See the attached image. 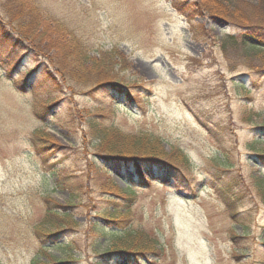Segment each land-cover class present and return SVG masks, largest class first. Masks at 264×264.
Returning a JSON list of instances; mask_svg holds the SVG:
<instances>
[{
	"label": "rangeland",
	"instance_id": "1",
	"mask_svg": "<svg viewBox=\"0 0 264 264\" xmlns=\"http://www.w3.org/2000/svg\"><path fill=\"white\" fill-rule=\"evenodd\" d=\"M259 4L0 0V33L7 27L0 34V264L65 260L40 238L65 226L74 264H128L102 258L110 244L97 236L115 232L102 217L125 194L127 228L153 242L138 264H264V51L244 39L264 34ZM208 6L232 16L214 18ZM19 30L26 49L10 42ZM78 45L93 58L121 54L114 70L133 89L132 101L89 93L95 77L73 65L83 54ZM36 60L56 72L53 60L72 78L56 72L59 90L31 72ZM101 123L159 153L165 163L148 185L107 165L92 135ZM39 139L56 147L39 151ZM69 204L74 223L55 216Z\"/></svg>",
	"mask_w": 264,
	"mask_h": 264
},
{
	"label": "trees",
	"instance_id": "2",
	"mask_svg": "<svg viewBox=\"0 0 264 264\" xmlns=\"http://www.w3.org/2000/svg\"><path fill=\"white\" fill-rule=\"evenodd\" d=\"M188 5L189 4L187 2H178V5H176V7L178 9H183V10H186L187 8H189L190 10H195L193 6H188ZM263 5L264 3L262 0V5L259 4L258 9L263 7ZM208 9H209L208 10L209 13L210 14L212 13L214 18H218V16H220L221 18L225 19L226 17H228V15H231V13H233V12L228 13L226 8L223 9L221 12L216 9H214L213 11L210 6H208ZM1 22L2 20L0 19V23ZM1 25L4 29H7V27L3 26V24ZM19 27H22V25L20 24ZM4 29H2L0 34H5ZM20 31L21 30H19V32H15V35L10 38V42L16 47H21L22 49H26V47H24L26 46L25 43H27L25 39H27L28 37L26 34H23L21 33L22 31L21 32ZM261 35L264 34L258 30H255L253 36L244 35V39L248 43L249 42L255 43L254 45H252L253 49L264 51V40L260 38ZM2 36L4 37V35ZM33 45L36 46L35 43ZM78 47H80L79 52L81 51L83 54L82 56L80 55V58H77L74 56V54H72L75 58L73 65L76 67V69H80L81 73L82 71H84L85 73L95 77V81H91L89 83V84H93L94 86V89L93 88L92 90L89 89V93H94L96 90H103L108 93L106 97H108V95L118 96L119 94V96L121 97L122 96L127 97L130 101L133 100V91H131L133 89L126 82V78L121 77L120 74L116 70H114V67L116 68V66L120 64V61L122 62V59H120L121 54H116L117 51L116 49H114L108 54H98L96 57L93 58L90 56V54L85 52L86 50H84L83 47H81L80 45H78ZM27 52H23V54H26ZM51 61H52V66L55 68L56 72H58L63 77L69 75L72 78V76L68 72H65L66 74L65 75L63 73L64 72L63 69L58 64H55L53 60H50V62ZM90 62H92V67L88 66V63ZM34 69H37L38 72L41 71V73L44 74V77L47 79L48 83H50L52 86H55L59 90L61 89L60 87L61 80L56 79L57 73L52 70L49 64H46L41 60H36V64H34V66L31 67V72ZM34 71L36 73V70ZM29 79L30 80L34 79V73L32 74V76L28 78V80ZM84 80L85 82H89L88 79H84ZM52 103H54V100ZM51 106L52 104H48L47 106L46 105L42 106V112L40 113V115L44 113L46 110H49ZM60 127L68 129L67 126L65 125L63 127L62 126ZM93 131L97 133V139H98V144L95 145L96 146L95 148L97 150H101L102 152H104V153H100L101 157L104 158L105 162L109 167H111L117 172L123 173L131 183L135 181H139L138 183H140L143 186L148 185L149 184V180L147 178L148 175H151V177H153L154 175L156 176V172H157L156 165L158 164L161 167V165L165 163L163 162V159L161 158L159 153L155 154L154 151L153 152L150 151V148L141 147L144 143L143 142L144 139H140L138 136L126 134L121 130H119L118 128H116L115 126L104 123L97 124L95 126V129L94 128L92 129V135L96 136ZM36 138H38V136H36ZM40 141L42 143L41 146L38 147L39 151H45L50 148L56 147L53 146V144L48 143L47 141L44 140H40ZM41 155H44L43 158L45 159L46 157L45 154L41 153ZM183 157L184 156L181 154V156L177 157L176 160L182 162ZM107 172L110 174L108 170ZM131 173H133L134 176L130 175ZM63 187L65 188L66 185ZM130 191H135V188H130ZM125 195L126 197L124 196L118 197L120 198L118 202L121 204L123 208L126 209L125 211L128 212L130 206L124 205L121 199L129 202L131 201L132 198H129L130 196H127V194ZM74 198L75 195H73L72 199L70 200H73ZM71 207H72L71 204L67 206H62L61 208H59L57 212H55L56 214L55 213L54 214L55 216L57 215V217L63 219H69L71 223H74L73 214L70 212ZM120 207L118 206L117 209H115L113 212H105L104 214L105 216L102 217L104 221L108 225H110V228L115 230V232L111 231L108 234L102 232L99 233V235H97L98 237L99 236L105 237L108 243L110 244V249L108 248L107 253L104 256H102V258L112 259L115 263H121L127 261L128 264H138L140 258L146 257L147 254H150L149 251L152 249L151 245L153 242L149 241L150 244L148 243V241L143 242L141 240L142 238L141 232H135L127 228L126 222L128 221V219L124 218L126 212L125 213L121 212ZM50 212H53L51 206H50ZM70 228L71 226L59 227L57 232L40 234V238H43L46 243H53L55 245V248L60 249L61 252L64 255H66L65 260H58V261L55 260L52 261L51 264L75 263L76 260L73 257V246L63 243L64 241L62 240L63 236L67 232L66 230ZM136 241L138 243H136ZM74 246L75 248H80L79 244L77 243H74ZM31 264H42V263H40V259L39 257H37L32 261Z\"/></svg>",
	"mask_w": 264,
	"mask_h": 264
}]
</instances>
